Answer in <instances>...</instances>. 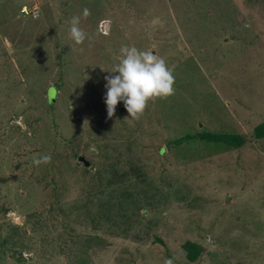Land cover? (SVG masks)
Instances as JSON below:
<instances>
[{
    "label": "rangeland",
    "instance_id": "obj_1",
    "mask_svg": "<svg viewBox=\"0 0 264 264\" xmlns=\"http://www.w3.org/2000/svg\"><path fill=\"white\" fill-rule=\"evenodd\" d=\"M124 45L175 78L138 121L104 102ZM262 123L264 0H0V264H264Z\"/></svg>",
    "mask_w": 264,
    "mask_h": 264
},
{
    "label": "clouds",
    "instance_id": "obj_2",
    "mask_svg": "<svg viewBox=\"0 0 264 264\" xmlns=\"http://www.w3.org/2000/svg\"><path fill=\"white\" fill-rule=\"evenodd\" d=\"M91 15L89 9L83 10V16ZM81 19L74 16L70 21L69 38L74 45H83L87 39L85 31L80 27ZM105 24L110 21H105ZM107 35V32H104ZM121 58L112 72L115 75L105 77L107 116L112 118L119 102H123L130 119L138 121L150 102L166 100L174 95L175 78L166 61L150 50L141 51L136 47H121ZM51 162L50 154L33 158L37 167ZM165 264H171L166 261Z\"/></svg>",
    "mask_w": 264,
    "mask_h": 264
},
{
    "label": "trees",
    "instance_id": "obj_3",
    "mask_svg": "<svg viewBox=\"0 0 264 264\" xmlns=\"http://www.w3.org/2000/svg\"><path fill=\"white\" fill-rule=\"evenodd\" d=\"M53 92H54L53 88H50L48 90V94L49 93L53 94ZM253 134L254 137L256 138L264 137V123L255 127L253 129ZM186 138L193 139L192 136ZM195 138L204 140L208 143H216L234 148H238L243 144V140L241 137L234 135H227V134L200 133L197 136H195ZM182 249L186 252V257L188 258V260L190 261L194 260V256L196 255V248L193 244L187 242L184 244Z\"/></svg>",
    "mask_w": 264,
    "mask_h": 264
},
{
    "label": "water",
    "instance_id": "obj_4",
    "mask_svg": "<svg viewBox=\"0 0 264 264\" xmlns=\"http://www.w3.org/2000/svg\"><path fill=\"white\" fill-rule=\"evenodd\" d=\"M79 161H81L85 166H87L88 165V163L87 162H85L81 157H79Z\"/></svg>",
    "mask_w": 264,
    "mask_h": 264
}]
</instances>
